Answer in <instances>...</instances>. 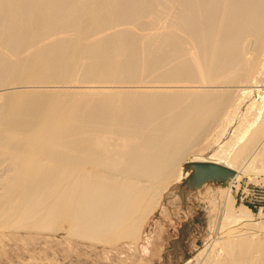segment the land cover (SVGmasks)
Returning <instances> with one entry per match:
<instances>
[{
    "label": "bare ground",
    "instance_id": "1",
    "mask_svg": "<svg viewBox=\"0 0 264 264\" xmlns=\"http://www.w3.org/2000/svg\"><path fill=\"white\" fill-rule=\"evenodd\" d=\"M197 160L264 174V0H0V228L135 240ZM211 242L264 264L263 236Z\"/></svg>",
    "mask_w": 264,
    "mask_h": 264
},
{
    "label": "rangeland",
    "instance_id": "2",
    "mask_svg": "<svg viewBox=\"0 0 264 264\" xmlns=\"http://www.w3.org/2000/svg\"><path fill=\"white\" fill-rule=\"evenodd\" d=\"M182 178L163 191L135 240L106 244L70 237L66 229L54 233L0 228V264H201L211 241L224 230L242 229L254 238L264 237L263 173H240V179L232 181L208 180L187 194ZM220 186L228 194L219 195Z\"/></svg>",
    "mask_w": 264,
    "mask_h": 264
},
{
    "label": "water",
    "instance_id": "3",
    "mask_svg": "<svg viewBox=\"0 0 264 264\" xmlns=\"http://www.w3.org/2000/svg\"><path fill=\"white\" fill-rule=\"evenodd\" d=\"M196 168L193 176V181L196 182L194 185H200L201 183L208 180H219L222 173H231L232 170L228 167L210 160H197L194 162ZM218 178V179H217ZM219 181H224L219 180Z\"/></svg>",
    "mask_w": 264,
    "mask_h": 264
}]
</instances>
